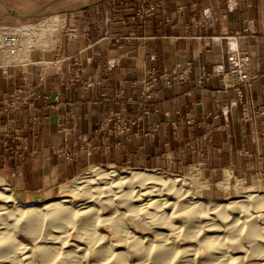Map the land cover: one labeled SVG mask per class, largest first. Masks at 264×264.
<instances>
[{
  "label": "crops",
  "instance_id": "obj_1",
  "mask_svg": "<svg viewBox=\"0 0 264 264\" xmlns=\"http://www.w3.org/2000/svg\"><path fill=\"white\" fill-rule=\"evenodd\" d=\"M149 1L164 10L138 16ZM88 4L63 9L61 26L91 12L87 28L73 20L59 51L0 71L3 99L25 82L37 87L0 116V178L20 203L54 198L91 166L197 170L228 199L264 178L260 125L242 119L237 91L216 74L232 50L247 55L254 81L240 88L241 101L249 111L264 105V0H114L113 19L102 23ZM150 69L185 80L146 101L140 82ZM136 114L127 134L113 132L117 118Z\"/></svg>",
  "mask_w": 264,
  "mask_h": 264
},
{
  "label": "bare ground",
  "instance_id": "obj_2",
  "mask_svg": "<svg viewBox=\"0 0 264 264\" xmlns=\"http://www.w3.org/2000/svg\"><path fill=\"white\" fill-rule=\"evenodd\" d=\"M80 189L79 208L71 197L20 208L1 188L0 264H246L251 258L264 264L263 195L209 204L193 198L180 179L101 170ZM133 225L166 234L137 235L128 229ZM179 241L195 246L179 249Z\"/></svg>",
  "mask_w": 264,
  "mask_h": 264
},
{
  "label": "built area",
  "instance_id": "obj_3",
  "mask_svg": "<svg viewBox=\"0 0 264 264\" xmlns=\"http://www.w3.org/2000/svg\"><path fill=\"white\" fill-rule=\"evenodd\" d=\"M157 9L164 10L163 4L159 2L149 1L147 7L137 13L138 16L154 15ZM181 11V10H180ZM83 17V13L82 16ZM87 20V21H85ZM106 22L109 19H105ZM88 18H84V26ZM64 26L56 23L50 17H42L26 22L0 23V71L7 72L10 68L23 67L33 64L31 57L37 52H46L48 50L59 51L62 44ZM82 35H86V30ZM72 32H74L72 30ZM66 33V32H65ZM66 35V34H65ZM228 70L217 71L216 74L221 78L226 87L235 89L238 94V100L241 104L242 119L244 121L256 120L260 125V135L264 136V105L253 108L249 111L246 104L242 100L240 88L242 86H252L254 77L249 73V57L245 54H239L236 50H232L227 55ZM35 66L36 63H34ZM184 74L170 75L166 70L161 74L150 69L146 77L140 82V94L146 101H150L158 94V88L169 87L172 84L184 81ZM202 79L198 80L202 83ZM27 91L29 95H37V87L27 85L25 82L22 88L11 92L7 98L0 97V116L3 114L14 112L24 98L22 93ZM145 114V111L143 112ZM142 114L131 115L127 120L117 118L113 132L124 135L129 132L130 123L140 120ZM61 128L64 125L61 124Z\"/></svg>",
  "mask_w": 264,
  "mask_h": 264
},
{
  "label": "rangeland",
  "instance_id": "obj_4",
  "mask_svg": "<svg viewBox=\"0 0 264 264\" xmlns=\"http://www.w3.org/2000/svg\"><path fill=\"white\" fill-rule=\"evenodd\" d=\"M113 1L114 0H0V23H14V22H26L30 21L34 18V14L36 13H43V12H54L46 17L52 18V20L56 23V26L60 24V14L63 13V9H71V8H79L80 5L88 4L87 7H97L100 9L98 14L94 15V19L96 23H102L106 18L113 19ZM94 2V3H92ZM105 10V15L102 12ZM90 10L88 13H83L82 19L78 17L69 16L68 22L64 25L63 29V37L68 36L72 37V30L74 29L72 24L75 20H82L81 25H85L83 23L84 18H90ZM55 14V15H54ZM74 20V21H73ZM87 21V20H85ZM66 32V33H65ZM66 34V35H65ZM53 51V50H48ZM66 156L69 154H65ZM98 170L105 171V172H114L118 174L120 177H126L131 173L137 172H145V173H158L161 174L163 177L167 178H176L180 179L182 185L188 189L191 193L192 197L196 200L201 202H207L209 204H227L233 201L242 200L245 196L252 195V194H259L264 196V178L258 176L254 178V180L245 186V190L243 193L237 197L233 198H224L225 196H220L216 194V192H212L210 189L207 190L208 185L204 182L202 176L199 174L197 170H192L188 172H167L161 170H148V169H132L127 167H113V166H91L82 171L81 173L75 175L70 181H68L64 189L58 193L54 198L48 200H41L35 201L33 203H20L16 197V205L20 208H28V207H35V208H42L44 205L62 200L64 198H73L74 199V206L79 208L80 205L83 203L81 202L82 195L80 191L83 186L87 184L88 181L96 179V173ZM86 182V183H85ZM6 188L9 189L5 182L0 178V189ZM10 190V189H9ZM11 191V190H10ZM135 205H139V203H135ZM183 218H177L175 220V225H181ZM146 227V226H145ZM139 227L137 225H133V227H129L132 230L130 232H134L137 235L143 234L145 236H150L152 233L157 234H166L165 230L157 229L153 227ZM209 235V237H211ZM214 236V235H213ZM24 244H30L32 241L27 239H22ZM42 240H38L37 243H42ZM69 242L72 244L75 242L74 236L69 239ZM179 249L187 247L190 245L194 247L195 244H184L182 242H178L176 244ZM113 250H119L117 248H112ZM120 251V250H119ZM231 253L236 254L237 251L234 250ZM254 260L251 258L246 261V264H252ZM173 264H178V261L175 260Z\"/></svg>",
  "mask_w": 264,
  "mask_h": 264
},
{
  "label": "water",
  "instance_id": "obj_5",
  "mask_svg": "<svg viewBox=\"0 0 264 264\" xmlns=\"http://www.w3.org/2000/svg\"><path fill=\"white\" fill-rule=\"evenodd\" d=\"M52 13H54V12L36 13V14H34V18H42V17H46V16H48V15H50V14H52Z\"/></svg>",
  "mask_w": 264,
  "mask_h": 264
}]
</instances>
